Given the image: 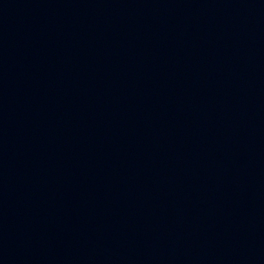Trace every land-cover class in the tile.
<instances>
[{
	"label": "water",
	"instance_id": "95a60500",
	"mask_svg": "<svg viewBox=\"0 0 264 264\" xmlns=\"http://www.w3.org/2000/svg\"><path fill=\"white\" fill-rule=\"evenodd\" d=\"M0 264H264V0H0Z\"/></svg>",
	"mask_w": 264,
	"mask_h": 264
}]
</instances>
